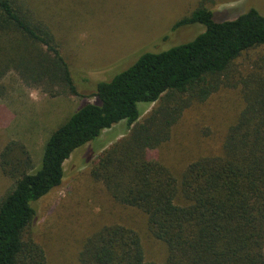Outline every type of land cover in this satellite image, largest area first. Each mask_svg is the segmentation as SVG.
<instances>
[{"label":"trees","instance_id":"1","mask_svg":"<svg viewBox=\"0 0 264 264\" xmlns=\"http://www.w3.org/2000/svg\"><path fill=\"white\" fill-rule=\"evenodd\" d=\"M44 3L0 0V82L16 73L51 97L79 96ZM195 24L205 30L168 49L142 52L97 82L95 100L51 133L41 164L17 143L5 149L3 168L16 181L0 201V264H47L34 238L35 204L62 184L76 150H91L122 122L128 133L91 161V175L116 203L145 218L141 227L123 220L98 228L82 242L78 263L264 264V15L252 8L218 21L201 5L172 30ZM251 52L257 56L247 63ZM233 88L241 90L244 106L221 153L200 157L180 174L156 160L154 151L191 101ZM165 95L175 103L141 122V106ZM143 230L164 244L163 261L147 259Z\"/></svg>","mask_w":264,"mask_h":264},{"label":"rangeland","instance_id":"2","mask_svg":"<svg viewBox=\"0 0 264 264\" xmlns=\"http://www.w3.org/2000/svg\"><path fill=\"white\" fill-rule=\"evenodd\" d=\"M44 2L45 14L54 22L62 54L70 65L80 95L51 97L41 90L28 88L16 73L0 82L3 91L0 97V201L16 181L3 168L1 156L5 149L17 143L23 151L29 152L35 166L41 164L44 145L51 133L83 102L95 100L92 93L97 82L109 79L142 52L168 49L205 30L201 24L172 30L175 22L201 5L210 9L218 21L234 19L252 8L264 15V0ZM249 55L247 63L257 56L255 52ZM171 103L175 101L169 102L165 95L156 103L141 106L140 121ZM243 104L239 88L216 92L203 103L191 101L171 126L168 140L154 151L156 160L180 174L200 157L221 153L227 131ZM128 131L126 123L122 122L105 130L100 141L90 145L91 150L88 146L76 150L65 163L66 176L62 184L35 204L39 219L34 238L44 247L47 264H79L77 255L82 242L103 225L123 220L138 226L143 223L144 215L116 203L106 187L91 175V161ZM142 235L147 259L163 261L164 244L150 237L146 230Z\"/></svg>","mask_w":264,"mask_h":264}]
</instances>
